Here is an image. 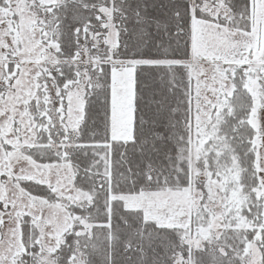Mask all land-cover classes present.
Instances as JSON below:
<instances>
[{
	"label": "snow or ice",
	"instance_id": "1",
	"mask_svg": "<svg viewBox=\"0 0 264 264\" xmlns=\"http://www.w3.org/2000/svg\"><path fill=\"white\" fill-rule=\"evenodd\" d=\"M258 10L0 0V264H264Z\"/></svg>",
	"mask_w": 264,
	"mask_h": 264
},
{
	"label": "rangeland",
	"instance_id": "2",
	"mask_svg": "<svg viewBox=\"0 0 264 264\" xmlns=\"http://www.w3.org/2000/svg\"><path fill=\"white\" fill-rule=\"evenodd\" d=\"M258 15H264V10H258ZM33 24V20H29L27 18L21 19L22 27L24 29H27L29 32L31 31V27ZM28 50L34 51V48H29ZM114 84L116 85V88L127 87L125 80L122 79L118 74H114ZM113 133L115 139H131V110L130 107L125 103V97L123 96L116 97V111L114 113ZM235 227L238 229H250L252 227V224L251 222L247 221L246 217H242L240 219V222ZM253 258L258 260L259 254L257 253Z\"/></svg>",
	"mask_w": 264,
	"mask_h": 264
},
{
	"label": "trees",
	"instance_id": "3",
	"mask_svg": "<svg viewBox=\"0 0 264 264\" xmlns=\"http://www.w3.org/2000/svg\"><path fill=\"white\" fill-rule=\"evenodd\" d=\"M82 3H84V6H90V0H81ZM88 14H94V13H88ZM241 230H247V229H238L236 227H234V232L239 234L240 236H243V231ZM233 244H236V241L232 242ZM237 247H239V245L237 244ZM247 247V245H246Z\"/></svg>",
	"mask_w": 264,
	"mask_h": 264
}]
</instances>
